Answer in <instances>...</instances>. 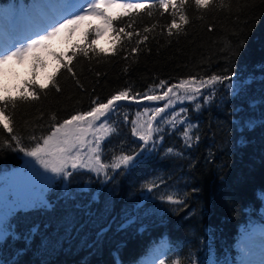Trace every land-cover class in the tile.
<instances>
[{"label": "trees", "instance_id": "obj_1", "mask_svg": "<svg viewBox=\"0 0 264 264\" xmlns=\"http://www.w3.org/2000/svg\"><path fill=\"white\" fill-rule=\"evenodd\" d=\"M131 1L152 6L110 14L118 18L108 28L107 42L99 44L89 26L63 52L51 51L65 62L76 52L70 65L75 77L64 68L56 71L53 56L56 64L45 82L36 78L32 65L20 89L1 95L16 103L6 109L13 132L0 125V173L26 158L12 135L25 148L33 147L31 137L49 135L54 125L90 110L96 98L105 101L124 90L130 96L153 95L181 80L213 74L231 80L176 104L173 112L185 123L173 128L158 122L163 131L154 134L155 146L134 168L109 169L108 178L85 168L68 169L71 176L55 179L44 205L22 208L9 218L0 264H142L150 255L156 256L151 264L161 259L165 264H240L242 252L252 251L243 240L264 226V0H213L206 9L187 0L182 11L188 23L171 31L174 9L165 11L158 0ZM40 2H50L51 10L40 8L46 14L61 3L0 0V29L13 13L30 15L26 8L38 18L34 10ZM175 19L179 22L178 14ZM121 28L133 35L117 36ZM53 73L55 86L49 80ZM33 81L48 87L38 89L39 99L20 100L32 91ZM160 81L164 87H157ZM137 113L127 100L109 114L117 132L101 146L104 163L122 149L139 150L130 132ZM189 124L194 126L191 147L182 136ZM153 181L160 187L148 193L145 186ZM165 192L183 203L160 200Z\"/></svg>", "mask_w": 264, "mask_h": 264}, {"label": "snow or ice", "instance_id": "obj_2", "mask_svg": "<svg viewBox=\"0 0 264 264\" xmlns=\"http://www.w3.org/2000/svg\"><path fill=\"white\" fill-rule=\"evenodd\" d=\"M158 2L160 8L165 11L170 7L174 9L173 20L169 27V31H171L172 28L179 30L182 24L188 23V18L182 11L187 0H179V3H177V0H158ZM193 3L197 9H206L213 3V0H193ZM113 6L123 9L122 15H128L129 11H139L146 6L151 7L152 5H146L145 3H117V0H85L84 3L77 5L73 3V0H66V15H63L59 20L56 19L43 30L23 40L20 47L5 50L0 54V65L12 58L20 60L27 56H32L36 62L43 65L40 56L35 55L36 50H46L48 47L46 42L52 37L56 36L64 29H67L69 33L73 32L77 26L89 17H99L103 20L106 28H111L113 19L118 17L106 14V8ZM148 14L151 15V12ZM177 14L179 15V22L175 19ZM102 31L103 29L97 28L95 34L99 36ZM144 31L147 32L149 29L145 28ZM120 33H124L123 28L117 31V36H119ZM87 35L88 33L85 32L86 37ZM124 35L131 37L133 33L127 32L124 33ZM144 39H147V37H144ZM77 47L84 56L89 55L87 48L80 47L79 45H77ZM94 51L95 49H93V52ZM101 51L103 52L104 50L101 49ZM135 51L136 49L134 48L133 52ZM52 55L58 61V68L56 71H59L60 68H64L67 72L71 73L73 77L76 76L73 67L70 66L73 57L76 55L75 51H73L71 56L67 57V62L56 53H52ZM54 76L55 73L49 77V80L52 81L55 86ZM224 80H231V76L213 74L206 80L201 79L197 81L195 78L181 80L178 84L167 87L160 95L145 94L142 99L149 101L165 100L167 103L162 107L152 109L145 108L143 113H137V118L131 121L132 127L130 132L131 136L136 138L135 142H138L139 150L126 153L122 149L120 154H114L111 157L110 163H104L101 159L102 144L117 132V129L108 123L109 114L119 106L121 101H137V96L140 94H137V96H130L129 92L124 90L111 95L109 98H106L105 101H100L99 98H96L92 101L90 110L86 112H77L71 115L70 118L63 120V122L54 125L49 135L43 136L39 140H37L35 136L31 137V139L35 141L33 147L25 148L22 146L20 138L16 135H12L11 140L16 142V146L20 152L24 153L26 157L32 158V160L25 162L26 168L30 169L32 173L40 179L49 183H51L53 177L62 176L64 179H67L72 175V172L68 170L69 168L72 170L85 168L97 173V175L103 174L108 178L109 169L116 172L120 169L134 168L143 157L145 151L149 150V146H155L156 140L154 134L163 131L162 128L156 126L158 122L166 123L173 128H175L177 123H185L184 119L179 117V113H171L170 116H165L166 111L174 105L175 100H195L197 96L201 94L202 88L213 87L216 84L223 83ZM77 83H79V81H77ZM165 84V81H160L157 87H164ZM29 87L32 91L27 95L22 94L19 97L20 100H28L29 98L39 99L38 89L44 90L48 87V84L40 83L37 85V83L33 81ZM228 87L232 88L233 86L229 84ZM56 90L60 91L58 87ZM15 103L16 98L0 96V125H2L8 133H12L13 128L9 116L6 115V109L9 104L15 106ZM197 108H199V105H197ZM185 111L186 110L183 108L180 109V112ZM53 119H55V117H53ZM193 127V125L189 124L182 129V136L188 147H191L194 139L191 132ZM160 139H163V137H160ZM195 139L198 140L199 137L196 136ZM167 151L168 153H172L173 149L168 148ZM32 161L40 165L44 173L50 172L53 176L49 177L41 173L35 168ZM160 183H163V180H161ZM145 187L148 193H151L153 189H159L160 184L153 181ZM159 198L162 201H167L169 204L183 203L181 199H177L173 194L167 192L161 194ZM44 204L45 201L42 197L39 200H33L26 194L16 192L10 199L7 212H5V201L3 197V204L0 206V240L4 239L5 234L11 227L8 223L9 218L14 217L22 208L36 205L42 206ZM248 256L249 251H243L240 264H249V261L245 259ZM152 264H155V261H153ZM159 264H165V261L161 259L159 260ZM177 264H179L178 261Z\"/></svg>", "mask_w": 264, "mask_h": 264}, {"label": "rangeland", "instance_id": "obj_3", "mask_svg": "<svg viewBox=\"0 0 264 264\" xmlns=\"http://www.w3.org/2000/svg\"><path fill=\"white\" fill-rule=\"evenodd\" d=\"M60 1L61 3L59 8L54 9V11L50 14L49 13L46 14L40 10V8L51 10L52 6L50 2L44 4H41V2L39 4L36 3L38 7L36 8L34 6L36 8V9L34 8L35 9L34 13L38 14V18L32 16L27 8L25 9V11L26 12L28 11L30 15H27L23 10L22 11L24 14L23 13L21 14L22 11L13 13L11 19L3 26V28L0 29V30L5 29V32H1L4 37L0 36L2 38V41L4 42L3 44H1L0 54H2L5 50L14 49L15 47H20L21 42L23 40L29 38L30 36H33L37 32L46 28L50 23H52L56 19L59 20L63 17V15H66L67 14L65 12L66 0H60ZM84 2L85 0H73V3L77 5ZM117 3H133V1L117 0ZM119 10L121 9L115 6L106 8V14L109 15L114 14ZM19 17H20V21L17 24L16 20ZM31 17L37 21L31 23L32 22L30 20ZM89 26H92L93 30H96L97 28L103 29V31L99 36H97L96 34L95 35L99 44H103L107 42L108 28L105 27L104 22L101 18L93 16L83 21L79 26L75 28L73 32L69 33L67 29H64L59 34L52 37L49 41L46 42L48 45L46 50H36L37 55L40 56L41 60L43 61V65L36 62L31 56H27L20 60L16 58H12L6 61L4 64L0 65V96L6 93H14L18 89H20L19 86L21 84V81L29 75L30 67L32 65H34L37 70L36 78L41 82H45L46 79L48 78L50 71L56 64V61L53 55L51 54V51L54 50L56 52L58 51L63 52L66 46L68 45V43L72 41V39L78 38L83 33V30ZM161 89L156 90L153 93V95L162 94L163 91H161L160 93H156ZM143 96H137L138 102L128 100V101H132V105L135 106L137 112L139 113H143L145 108L152 109L156 107H162L165 103H167V101L165 100L149 101L146 99H142ZM179 102L180 100H175L174 105L166 111L165 116L174 113L173 111L175 105L178 104ZM179 109H182V107L180 106ZM33 165L41 173H44V170L40 167V165L35 164V161H33ZM44 175L49 177L53 176V174L50 172L44 173ZM8 176H9V172L0 173V206H2L3 204V197H4L5 212H7L8 203L12 198L11 190L8 183ZM57 178L58 177H53L51 183L41 179L37 194L32 199L39 200L41 197L43 198L45 191L48 190V188L52 185L53 181ZM245 240H249L248 241V243L250 242L249 249H252L250 255L245 259L249 261V264H264V226L254 231V233L251 234L250 236L245 237L243 241ZM244 247L246 248L245 244ZM152 259H156V256L150 255L148 258L144 260L142 264H151Z\"/></svg>", "mask_w": 264, "mask_h": 264}, {"label": "water", "instance_id": "obj_4", "mask_svg": "<svg viewBox=\"0 0 264 264\" xmlns=\"http://www.w3.org/2000/svg\"><path fill=\"white\" fill-rule=\"evenodd\" d=\"M28 160H32V158L27 157L9 173L8 182L12 195L21 192L33 198L38 191L40 179L26 168L25 162Z\"/></svg>", "mask_w": 264, "mask_h": 264}]
</instances>
